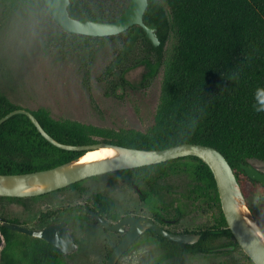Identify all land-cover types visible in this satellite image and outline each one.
<instances>
[{"label": "trees", "instance_id": "obj_1", "mask_svg": "<svg viewBox=\"0 0 264 264\" xmlns=\"http://www.w3.org/2000/svg\"><path fill=\"white\" fill-rule=\"evenodd\" d=\"M0 2L7 12L36 2H41L47 9L43 0ZM129 3L130 0H71L69 9L73 16L83 14L94 20L112 21L126 10ZM144 21L157 25L158 46L153 45L140 25H133L117 35L99 37L72 33L58 24L61 43L69 44V38L77 39L79 47L89 53L85 62L86 81L94 54L107 42L119 40L118 56L105 74L117 73L116 84L121 85L127 82L124 74L138 65L148 68L146 78L155 76L163 64L171 34L176 37L175 52L164 75L153 127L146 132L129 130L111 143L142 149H164L182 143L213 146L229 161L255 215L251 196L264 185L250 178L241 164H249L252 160L264 161V112H258L254 107L264 103V98L258 99L255 95L257 88H264V0H149ZM17 108L23 107L13 102L0 88V118ZM32 112L48 134L63 143L92 144L98 142L96 136L104 134L102 129L91 124L67 118L55 119L45 107ZM83 154L84 151L65 150L49 142L25 114H16L0 125V173L47 169ZM168 166H178L193 178L191 192L216 204L219 216L217 224L206 231L207 234L205 232L197 244L187 245L159 237L193 252L211 253L219 245L217 238L225 235V245L241 248L228 227L211 168L197 156L140 168ZM125 179L127 182L131 179L139 183L145 181L152 190L156 189L153 183L157 178ZM82 182L60 190L83 191L84 188L80 187ZM94 198L103 207L114 206L101 193L94 194ZM48 216L49 213H43L40 219L45 220ZM4 221L19 222L0 218V236H4L5 249L10 250L15 263L68 264L57 247L41 238L7 228ZM260 226L264 232V226ZM20 245H24L25 250L17 252Z\"/></svg>", "mask_w": 264, "mask_h": 264}, {"label": "rangeland", "instance_id": "obj_2", "mask_svg": "<svg viewBox=\"0 0 264 264\" xmlns=\"http://www.w3.org/2000/svg\"><path fill=\"white\" fill-rule=\"evenodd\" d=\"M162 1V0H161ZM58 23L41 2L7 12L0 2V88L16 104L30 110L45 107L55 119H71L103 130L98 142H111L129 130L146 132L155 123L165 72L175 52L176 37L168 40L163 64L153 77L146 78L148 68L138 65L129 69L126 83L116 82L115 75L106 76V69L121 48L119 40L104 44L93 56L86 81L88 51L77 39L61 43ZM114 80L113 83L111 81ZM251 163L264 172V161ZM79 189H63L41 196L9 199L0 196V217L15 219L21 225L40 228L48 222L67 220L73 238L80 244L77 251L65 255L68 264H106V253L116 234L104 232L94 221L83 220V207H93V196L101 193L114 200L120 214H149L135 188L114 173L82 180ZM167 196L168 217L183 212L177 224L169 229L201 230L217 224L219 208L212 201L191 192L193 178L185 172L163 180ZM255 215L264 226V188L253 193ZM54 215L41 220V214ZM252 212V211H251ZM254 215V213L252 212ZM81 215V219L78 217ZM254 215V216H255ZM260 224V225H261ZM2 236V237H1ZM0 236V264H17ZM220 239L218 242H224ZM146 239L133 247L117 264H255L246 259V252L237 248L230 252L203 254L175 249ZM25 250L24 245L17 252Z\"/></svg>", "mask_w": 264, "mask_h": 264}, {"label": "water", "instance_id": "obj_3", "mask_svg": "<svg viewBox=\"0 0 264 264\" xmlns=\"http://www.w3.org/2000/svg\"><path fill=\"white\" fill-rule=\"evenodd\" d=\"M54 20L65 30L89 36H112L128 30L133 25H140L147 38L154 46L160 44L155 23L146 24L144 14L149 0H130L126 10L115 20H94L83 14L73 16L70 13L71 0H43ZM16 114L27 115L39 132L55 146L72 151H84V154L102 147L117 151L114 157L90 162H80V157L57 166L32 172L4 174L0 173L1 197H34L60 190L87 178L129 169L143 165H151L186 156H197L212 170L219 192L221 206L236 241L255 264H264V232L252 214L241 186L232 166L225 155L217 148L200 143H182L164 149H142L114 144L96 142L92 144H68L52 137L41 125L32 110L17 108L0 118V125ZM246 174L264 185V172L252 163L241 164ZM95 214V213H94ZM97 218H100L95 214ZM255 222L260 232L247 221ZM100 220L112 230H122L127 223L132 225L130 233L114 249L106 264H117L120 256L130 247L131 243L146 228H153L164 237L180 243H194L199 235L191 233L169 232L149 218L134 216L125 217L121 222L111 225ZM4 226L14 231L38 237L57 247L63 254L74 252L78 245L74 242L66 221L52 222L40 228L28 227L18 223L4 222ZM233 249L234 246L229 247ZM227 249V248H222Z\"/></svg>", "mask_w": 264, "mask_h": 264}, {"label": "flooded vegetation", "instance_id": "obj_4", "mask_svg": "<svg viewBox=\"0 0 264 264\" xmlns=\"http://www.w3.org/2000/svg\"><path fill=\"white\" fill-rule=\"evenodd\" d=\"M163 162H166V161H163ZM151 165H153V164H151ZM143 166H146V165H143ZM140 167H142V166L129 168V169H123V170H117V171H114L113 173H114L115 178H121L125 183H127L128 185L135 188V191L137 192L140 200L146 206L145 208L147 209L148 212L151 213V215H149V214H147V215L142 214L141 215V214H133V213L120 214L116 210V205H115L114 200L109 199L105 195L104 196L106 199L113 202V204H114L113 207H103V206H101V204H97L94 196H93V207H87V206L83 207L84 214H85V216L83 215V217H82L83 220H86L88 217L90 220L94 221L97 225H99L104 232L116 234V238H115L113 244L110 246V249L106 253L107 261L110 258L111 254L113 253L114 249L130 233V231L132 229V225L127 223L123 226L122 230L115 231V230H112V229L106 227L104 225V223L100 220V218L104 222H106L107 224H111V225H114V224L121 222L125 217H128V216H134V217H138V218H149L152 221H154L156 224H158L160 227H162L163 229H165L169 232L179 233V234L191 233V234L199 235V239L197 241H195L194 243H182V244H187V245L197 244L199 241H201L202 237L204 236V233L210 229L212 230L214 227V226H212V227L206 228V229L190 230V231L185 230V229L175 231L173 229H169L168 227H166V225L177 224L180 221V219L182 218L183 212L178 208V206H176L175 210L178 211V214L173 218L168 217L169 208H166V206H165V199L167 196V190L165 189L163 180L170 175H173V174L179 173V172H184V171L179 169L178 166H171V167L168 166L166 168L161 167V168H148V169H144V168H140ZM125 170H129V171H125ZM150 171H151V173H150ZM109 173H111V172H109ZM93 177H96V176H93ZM90 178H92V177H90ZM125 178H157L156 181L153 183V187H155L156 189L152 190L151 186L145 181L144 182L142 181L141 183H139L135 179H131L130 182H127V180ZM69 189H71V188H69ZM84 191L85 190H83V191L79 190L80 193H84ZM160 199H162L163 201H160ZM47 213H49V216L46 219H49L54 215L52 212H47ZM94 213L97 214L100 218H97ZM86 215H87V217H86ZM78 217L81 219V215H79ZM0 218H2V217H0ZM46 219L44 221H46ZM61 221H66L68 224V228L70 230L69 222L67 220H59V221H52V222H61ZM52 222H48L46 224H49ZM221 229H223V228H221ZM70 232H71V230H70ZM206 234H207V232H206ZM71 236H72V232H71ZM159 236H162L163 238L167 239L168 241L177 242V241H173V240H170V239L164 237L162 234L158 233L153 228H146L131 243L130 247L120 256L118 261L121 258H123L133 247L139 245L144 240L151 239V238L153 240H155V242L158 245L161 244L164 246H169L170 251L168 252V254L169 253L172 254L173 253L172 251H174L177 248L180 251L193 252L188 248H184V247H181L179 245L166 242V241L162 240ZM72 239L78 245V248L75 250V251H77L80 247V244L78 242H76V240L73 238V236H72ZM220 239H225V241L227 240L225 235H221L220 237H218L217 241H219ZM225 241L221 242V243L218 242L219 245L216 248H214L211 253H206V252H193V253L212 254V253H221V252H226V251L230 252L232 250H235L234 245H225L224 244ZM177 243H180V242H177ZM231 246H234V248L230 249L229 247H231ZM222 248H227V249H222ZM74 252H72V253H74ZM245 257L248 261H251V262L253 261L251 258H250L251 259L250 260L247 256H245ZM107 261H106V263H107ZM118 261H117V263H118Z\"/></svg>", "mask_w": 264, "mask_h": 264}, {"label": "bare ground", "instance_id": "obj_5", "mask_svg": "<svg viewBox=\"0 0 264 264\" xmlns=\"http://www.w3.org/2000/svg\"><path fill=\"white\" fill-rule=\"evenodd\" d=\"M116 155H117L116 150L112 148L102 147L98 150H93L85 153L83 157H81L80 162H90L104 158L114 157ZM247 221L250 223L252 227H254L258 232H260L259 227L255 222H253L250 218H247Z\"/></svg>", "mask_w": 264, "mask_h": 264}, {"label": "clouds", "instance_id": "obj_6", "mask_svg": "<svg viewBox=\"0 0 264 264\" xmlns=\"http://www.w3.org/2000/svg\"><path fill=\"white\" fill-rule=\"evenodd\" d=\"M255 95L258 99L264 98V88H257ZM254 107L256 111L264 112V103L255 105Z\"/></svg>", "mask_w": 264, "mask_h": 264}, {"label": "built area", "instance_id": "obj_7", "mask_svg": "<svg viewBox=\"0 0 264 264\" xmlns=\"http://www.w3.org/2000/svg\"><path fill=\"white\" fill-rule=\"evenodd\" d=\"M2 237V236H1Z\"/></svg>", "mask_w": 264, "mask_h": 264}]
</instances>
